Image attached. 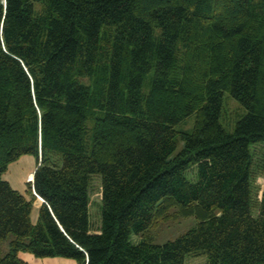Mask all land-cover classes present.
<instances>
[{"label": "trees", "instance_id": "1", "mask_svg": "<svg viewBox=\"0 0 264 264\" xmlns=\"http://www.w3.org/2000/svg\"><path fill=\"white\" fill-rule=\"evenodd\" d=\"M225 93L245 110L232 132ZM258 145L264 0H0V264H264ZM26 155L23 194L3 175Z\"/></svg>", "mask_w": 264, "mask_h": 264}, {"label": "rangeland", "instance_id": "2", "mask_svg": "<svg viewBox=\"0 0 264 264\" xmlns=\"http://www.w3.org/2000/svg\"><path fill=\"white\" fill-rule=\"evenodd\" d=\"M245 114V110L240 106V104L231 97L230 94L225 93L224 100H223V108H222V116H221V123L226 128L227 131L232 132L237 120H239ZM194 124V115L187 118L182 123L176 126L177 130H190ZM181 148L179 146L178 150ZM254 153V170L258 174L256 179V186L260 190L264 185V178L259 168V165L263 164L264 162V146L258 145L253 147ZM188 176L190 179H196V170L195 167L192 168ZM33 175H30L29 181L32 179ZM259 197L261 196V191L259 192ZM99 197H100V179L97 177L93 178L92 182V217L93 223H97L99 221L100 215V208H99ZM197 221L194 217L189 218H178L176 220H171L166 222L157 229H152L150 232V236L154 238V242L157 244H163L169 240H174L180 235L184 234L186 231L191 229L196 225ZM138 237H134V239ZM139 241V238H138ZM206 256L201 255L198 257H188L186 259L185 264H203L206 261Z\"/></svg>", "mask_w": 264, "mask_h": 264}, {"label": "crops", "instance_id": "3", "mask_svg": "<svg viewBox=\"0 0 264 264\" xmlns=\"http://www.w3.org/2000/svg\"><path fill=\"white\" fill-rule=\"evenodd\" d=\"M37 166L38 161L34 156H22L19 160L9 165L3 178L12 186V188L26 194L29 177L30 175H33ZM27 198L29 199L30 195H27ZM42 204L43 201L39 198L34 202L32 212L33 223H36L38 220V213ZM20 257L28 262V264H77L75 260L61 257L38 259L27 253H21Z\"/></svg>", "mask_w": 264, "mask_h": 264}]
</instances>
